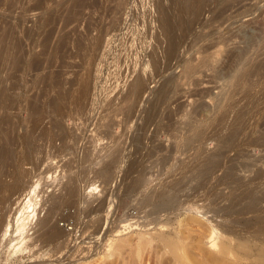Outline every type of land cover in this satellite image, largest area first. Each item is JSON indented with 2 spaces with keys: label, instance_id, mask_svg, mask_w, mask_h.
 <instances>
[{
  "label": "rangeland",
  "instance_id": "374dc122",
  "mask_svg": "<svg viewBox=\"0 0 264 264\" xmlns=\"http://www.w3.org/2000/svg\"><path fill=\"white\" fill-rule=\"evenodd\" d=\"M4 135L10 142L30 135L32 159H43L35 172L43 183L37 217L71 176L79 189L55 222L70 232L71 252L14 255L0 238V264H138L136 237L155 232L154 219L177 228L196 213L204 223L233 225L214 209L235 198L242 166L264 170V0H0ZM178 170L163 199L147 198ZM135 171L144 172L141 180ZM91 183L96 194H88ZM106 192L110 207L83 217ZM172 198L176 205L166 201ZM255 218L242 215L234 225L253 226ZM129 220L137 223L130 231L115 228ZM107 237L129 246L108 259ZM144 251L146 264L160 260L153 253L145 261ZM163 258L158 264H172Z\"/></svg>",
  "mask_w": 264,
  "mask_h": 264
},
{
  "label": "bare ground",
  "instance_id": "6f19581e",
  "mask_svg": "<svg viewBox=\"0 0 264 264\" xmlns=\"http://www.w3.org/2000/svg\"><path fill=\"white\" fill-rule=\"evenodd\" d=\"M24 136H26V135H24ZM2 137H5V138H2ZM22 138L23 139L19 140L18 142L17 141L16 142H14V141L10 142L11 140L8 138L10 140V141H8V139L4 135V136H1V140H0V238H1V240L2 239L7 240V243L10 244V250L14 255H16V254H19V255H23V254L35 255L38 251H40L42 248L45 247L48 250L45 251V253H43V255H45V256L49 255V257L55 256L58 253H61V249L63 250L64 247L67 246V248H69L68 246L73 245V244H71L73 242V238H72L70 232L69 231L65 232L64 230L60 231L58 229V226L56 227L55 222L57 221L56 219H57V217H59V214H62L59 211L64 206H66V203H69V205H67V206H70L71 204H73L72 200H71V202H69L70 200L67 202V200H68V198L72 197L74 195V193H77V191H76L77 186L75 187L74 183H72V180L70 179L72 176L69 179H67V180H69V181H67V183L64 182L65 185L61 184V182H60L61 180H59V184L63 185L61 188H60V186L58 187L60 189V193L58 192L59 194L56 196H55V194L51 195V196L49 195L48 206H46L47 209H45L46 210L45 215H43L42 219L37 217L36 211L41 206V201H42L41 198L43 197V196L39 195V193H41V191H40L41 187L40 186H42L41 184H43V183L40 184L41 180L39 178L42 175H39V177H38L37 175H35V172L37 171L39 163L42 162L43 159H40L41 161H38L37 159L36 160L32 159L33 148L31 147L32 146V142L30 140L31 137H30V135H27L26 137H22ZM116 156H115V159H112V162H113V160L116 161ZM66 165L67 164L65 162V167H66ZM70 167L71 166L69 165V168ZM250 169H252V167L246 166V165L241 167L240 171H242L244 173V175H243V177L240 176L241 177L240 179L238 178L239 176L237 177L239 179V181H238V183H236V185L234 187L235 198L229 202V206L223 207V206L218 204L216 206L217 209L216 210L214 209V211H213V214L215 217H218L224 221L229 220L233 225H222V224H218L217 222H216V224L212 225V224H209L210 221H209V223L208 222L204 223L202 220L199 219L198 216H197L198 218L194 217V215L196 214L195 213L193 216H191L192 219L187 217L190 220H188L187 222L183 221L182 223H184V224L180 223L181 221L179 222V219H178L179 223L176 222V224L178 225L177 228L176 227L172 228L171 225L169 228V226H168L169 220L168 219H167L168 221L165 220V222H168V224H167L164 222V219H163V222H161V221L155 220L154 219L155 217L154 218L152 217L154 219V221H152L153 219L151 221L153 222V225H154L153 228L156 227V231H155L156 233L153 232L154 233L153 234L152 232H150L148 235L145 234L146 236L145 235L143 236L142 235L143 232H142V234L138 237L132 235V237L138 238L137 239L138 242L136 245L137 248L134 247L135 249H138V250L133 251V252H135V253H133V255L135 254L134 257L137 259L136 263L141 264V261H142L143 263L146 264V262H144L145 258H143V260L141 259L142 252L145 250V246L150 247V248L148 247L149 248L148 251H147V249H148L147 247H146L147 249L145 250L146 252L144 251L145 254L147 252H149L146 255L147 259L145 261L150 260L152 257H154L155 254H153V253H157V252L152 251V249L154 250L156 247L155 248L152 247V249H151V246H152V244H153V246H154V244H156L157 246L159 245V247L161 248V252H163L162 254H161V252L157 253V254L162 256V258L164 257V255L166 256V254H167L170 257L169 261L172 260V264H174V263H176V264H236V262H238V258L242 257L240 254H243V256H244V257L240 258V260L244 258V260H241V262L242 263L244 262V264H247V262L249 263V260H251V259H252V261H254L253 263L264 264V214L261 213L264 211V170L258 169V168L255 170L254 169L250 170ZM137 170H139V169H137ZM45 171L47 172V169ZM45 171L42 172V174L45 173ZM248 171H249V173L252 171V173L248 174ZM69 172H71V171H69ZM135 172H137L136 174H138L140 171H135ZM142 172H140V173L144 175V172L143 173ZM140 173L138 174L139 177L141 176ZM145 174H146V172H145ZM179 174H180V172L178 170L177 172H175L171 176L168 175L169 178H165V181L162 180L163 182H161V184L158 188L152 190L151 192L149 190L150 193L149 194L147 193L148 195L145 194V195H147V198H148V196L150 197V199H151V197L152 198H157V197L160 198L161 196L163 197V195L166 192H168L167 191L168 189L170 190L173 186H175L177 184V181H178L177 177ZM63 175H67V174L65 173ZM34 176H37V179L35 181L32 180V178H34ZM59 176H60V174H59ZM48 177L49 176H47L46 178H48ZM63 177L64 176H62V178ZM139 177H136V178L139 179ZM141 177H140V180H141ZM41 178H44V177H41ZM53 178H55V177H53ZM59 179H61V178L59 177ZM111 179L112 178H110L109 180L111 181ZM51 180H49V181H51ZM55 180H57V179H55ZM73 180H74V178H73ZM145 180H143V182ZM52 182H53V180H52ZM143 182H142V184L140 182L139 183L141 185H143ZM44 183L46 185V181ZM55 185L53 184V186H55ZM75 185H77V184H75ZM155 186L157 187V185H155ZM138 187H140V186H138ZM143 187H144V185H143ZM53 188H51V189H53ZM130 188H132V187H130ZM59 189L56 191H59ZM77 189H79V187ZM87 189H88V194H89V193H92L93 191L95 192L96 186H95V184L93 185L91 183L90 186L87 187ZM127 190H128V188H127ZM129 190L127 192L132 191V190H130V191ZM43 192H45V191H43ZM43 192H42V194H43ZM119 192H121V191H119ZM133 192H134V190H133ZM49 193H51V192H49ZM106 193H107V195L104 194L106 197L102 198V200H99L97 202L96 206L94 205L95 207H93L92 209H88V206H87L88 210L84 211L85 212L84 216L81 213L80 214L83 217L87 216L89 218V216H91V214L93 212H97V210H101V209L103 210L105 208H109L110 207L109 204H111V201L109 203V198H110L108 196L109 193L108 192H106ZM51 194H53V193H51ZM95 194H96V192H95ZM233 194H234V191H233ZM135 195H137V194L135 193ZM45 196H47V195H45ZM101 196L102 195H100V197ZM166 197L167 196L165 195L164 198H166ZM169 198H170V196H169ZM168 199L166 201L171 203L172 205L177 204V202L174 198H172L170 200H168ZM92 204H90V205H92ZM119 204H121V203H119ZM76 205L77 204H75V206ZM86 205H87V203H86ZM121 206L124 207V205H121ZM137 206L138 205H136V207ZM234 206L236 207V209L233 211H229V208L234 207ZM90 208H91V206H90ZM193 208H195V207H193ZM196 209L197 208H195V211L198 212ZM78 211H79V209H78ZM38 212H39V210H38ZM110 212L112 213V211H110ZM151 212L154 213V211H151ZM199 212H200V210H199ZM107 213H109V212H107ZM200 213H202V211ZM200 213H199V215H200ZM203 214H205V212ZM71 215L72 214H70L69 218H74V216L72 215L73 217H71ZM81 215H78V218ZM145 215H147V214H145ZM197 215H198V213H197ZM242 215H248L249 217H254V218L256 217L255 218L256 219L255 224L253 223V226H249L246 223L244 225V227H242V228L235 226L234 224H237L238 222L241 221L240 219H241ZM201 217L202 216H200V218ZM112 218L114 219L115 217H112ZM112 218H111V220H112ZM202 218H204V217H202ZM121 219H123V218H121ZM140 219H137V220H140ZM159 219H161V218L159 217ZM60 220H61V218H60ZM185 220H186V218H185ZM85 221H87V220H85ZM92 221H91V223H92ZM101 221H104V220H101ZM116 221H118V220H116ZM132 221H134V219ZM135 222H131L130 220H129V222L123 221V223L121 222V225L119 224V226L117 225V226H115V228L119 227V229H121L122 231H125V230L127 231L128 229L130 231V229L132 227H135V224H137ZM112 223L113 222H111V224ZM206 223H208L209 225ZM33 225H34V227H33ZM144 226H146V225H144ZM166 226L168 228H166ZM36 227H37V229L34 232H30L32 229H34ZM84 227L86 228L85 225L82 228L84 229ZM142 228H147V227L142 226ZM164 228H166L165 231H163ZM79 229H81V228H79ZM112 230H114V228ZM115 230L116 231H113L115 234L112 233V235L114 234L115 236H118L122 232L121 230H117V229H115ZM135 233H136V231H135ZM183 233H187L186 234L187 236L185 234L183 236ZM89 235H87V236H89ZM197 235L198 236L201 235V237L199 236L197 238ZM110 238H113V236L112 237L110 236ZM106 239L108 240V237ZM121 239L122 238L118 237L116 240L109 239L107 242L102 241L103 243H105V246L108 249V252H107V254L109 253L108 259H110L109 256L114 255L113 253H116V255H118L120 253V256H121L122 251L121 252H119V251L122 248L124 249L125 247L127 248V246H129V245H127V246L125 245V247H123V245L126 244V241H128V239L126 241L121 240ZM101 240L102 239H100V243H101ZM80 241H81V239H80ZM203 241H204V244H203ZM131 242H132V240H131ZM86 245H87V243H86ZM203 245H204V247H203ZM105 246H103V247H105ZM72 247H74V246H72ZM78 247H79V245H78ZM131 247L133 248V246H131ZM159 247L156 248L158 252L160 251ZM132 248H131V250H132ZM143 248H144V250L142 251ZM68 250L70 251L72 249L69 248ZM75 250H76V248L74 249V251ZM131 250H130V252H131ZM41 252H39V254L37 253L39 256H35L34 258H36V257L40 258L42 255ZM105 252H106V250H105ZM150 252H151V254H150ZM65 254L64 255L61 254L58 257V261L61 260L65 256ZM145 254H143V257ZM157 254H156L155 258L157 259V257H159L160 260H158V261H161L162 258L160 256H157ZM151 255H154V256L151 257ZM206 255H208V256H206ZM69 256H68V258H69ZM203 256L204 257L206 256L207 259L209 258L208 259L209 261L207 262V260L204 259ZM115 259H116V257H115ZM152 259H154V258H152ZM152 259L150 260L151 262L154 261ZM163 259H162V261H163ZM166 259H168V258H166ZM109 261H111V260H109ZM131 261L133 262V260H131ZM131 261H130V263H131ZM150 261L149 262L147 261L148 264L151 263ZM158 261H156L157 264L159 263ZM114 262H116V261L114 260ZM167 263H168V261H167ZM105 264H107V263H105Z\"/></svg>",
  "mask_w": 264,
  "mask_h": 264
}]
</instances>
